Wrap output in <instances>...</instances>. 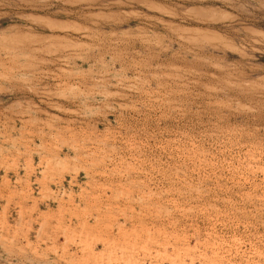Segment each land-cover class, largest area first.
I'll list each match as a JSON object with an SVG mask.
<instances>
[{
  "label": "rangeland",
  "instance_id": "obj_1",
  "mask_svg": "<svg viewBox=\"0 0 264 264\" xmlns=\"http://www.w3.org/2000/svg\"><path fill=\"white\" fill-rule=\"evenodd\" d=\"M0 264H264V0H0Z\"/></svg>",
  "mask_w": 264,
  "mask_h": 264
}]
</instances>
